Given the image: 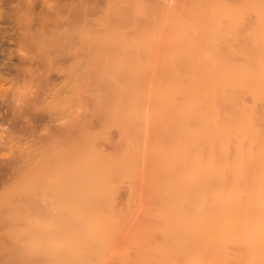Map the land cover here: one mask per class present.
I'll use <instances>...</instances> for the list:
<instances>
[{"label":"bare ground","instance_id":"6f19581e","mask_svg":"<svg viewBox=\"0 0 264 264\" xmlns=\"http://www.w3.org/2000/svg\"><path fill=\"white\" fill-rule=\"evenodd\" d=\"M105 1L37 39L48 62L73 55L50 95L72 111L61 144L23 143L7 234L41 249L32 264H264V0Z\"/></svg>","mask_w":264,"mask_h":264},{"label":"rangeland","instance_id":"374dc122","mask_svg":"<svg viewBox=\"0 0 264 264\" xmlns=\"http://www.w3.org/2000/svg\"><path fill=\"white\" fill-rule=\"evenodd\" d=\"M83 1L93 4L89 6L87 18L101 17L105 0H0V194L14 184L18 175L16 171L25 165L21 156L24 142L36 146L46 144L47 140L54 142L55 139L57 144L62 142V138L57 140L55 134L61 131V123L71 113L72 104L62 102L57 105L50 95L56 87L63 88V91L60 89L62 95L63 92L67 93L68 89H65L64 84L67 75L61 68L71 63L73 55L67 52L57 56L54 54V59L48 62L37 39L45 30L49 35L48 31L68 27L73 18L82 21L84 18L79 15L81 13H77V8ZM160 1L165 4L167 2L168 6L178 2ZM55 10L62 14L55 13ZM56 14L63 19L56 22L55 16H52ZM50 17L55 21L52 22ZM47 18L48 21L45 20ZM77 111L80 116L89 120L93 128L100 127V117L88 115L84 107H78ZM119 138V130L113 126L106 137L98 140L99 147L104 152L111 153L116 149ZM70 139L71 136L68 141ZM129 191V184L123 183L116 195L120 205L127 203ZM142 192V184L139 183L131 207L135 215L141 212L139 206ZM7 225L8 221H0V264H32L35 259L37 263L41 249L33 247L36 254L32 256L34 250L31 247L34 244L29 247L31 253L28 252L22 230L7 234Z\"/></svg>","mask_w":264,"mask_h":264}]
</instances>
